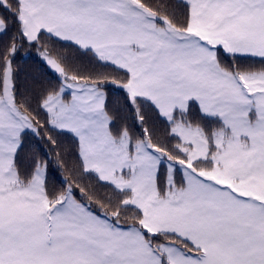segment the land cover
<instances>
[{"label": "snow or ice", "instance_id": "6c2138e0", "mask_svg": "<svg viewBox=\"0 0 264 264\" xmlns=\"http://www.w3.org/2000/svg\"><path fill=\"white\" fill-rule=\"evenodd\" d=\"M0 9V264H264V0ZM26 45L58 81L34 95ZM29 133L74 138L62 187L48 152L21 160Z\"/></svg>", "mask_w": 264, "mask_h": 264}, {"label": "trees", "instance_id": "16d2710c", "mask_svg": "<svg viewBox=\"0 0 264 264\" xmlns=\"http://www.w3.org/2000/svg\"><path fill=\"white\" fill-rule=\"evenodd\" d=\"M0 13H3V9H0ZM7 37L0 38V41L6 40ZM60 48L61 45H55ZM246 60L248 62L246 63ZM225 62H228V58H225ZM244 64H251L254 67H260V61L258 58H244L240 61ZM14 66L18 69L16 84L18 91L25 95H34L39 91L41 86H46L48 84H56L58 81L56 79V74L47 68L43 64L40 57L36 54V48H28L27 45L20 50L17 55ZM102 71H112L111 68L101 69ZM31 90V91H29ZM110 93V107H112L111 101L116 99V91L109 89ZM33 107H35V100H33ZM39 119L43 121L45 115L40 112ZM119 123V122H117ZM155 127L158 129V134L163 133L164 124L161 121H155ZM135 131L139 132L140 129L136 128ZM59 147L53 148L52 146L46 144L44 141H37L30 133L25 137L24 147L20 152L21 160L27 164L33 155H38L41 159L49 160V156L45 155L48 152L51 156L49 162L47 181L49 187L60 188L63 185L61 180L68 175L67 172L62 171L54 166L55 152H63L67 158L69 167H71L75 161V141L74 138L67 133H63L57 137ZM163 178V174L161 176ZM177 180L180 179V174L177 173ZM101 192H106L108 189L100 188ZM78 194V193H77Z\"/></svg>", "mask_w": 264, "mask_h": 264}, {"label": "rangeland", "instance_id": "374dc122", "mask_svg": "<svg viewBox=\"0 0 264 264\" xmlns=\"http://www.w3.org/2000/svg\"><path fill=\"white\" fill-rule=\"evenodd\" d=\"M248 62V60H246V63Z\"/></svg>", "mask_w": 264, "mask_h": 264}]
</instances>
